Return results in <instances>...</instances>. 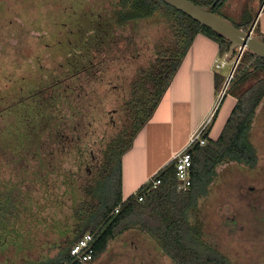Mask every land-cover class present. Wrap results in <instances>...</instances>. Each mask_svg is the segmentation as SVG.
Instances as JSON below:
<instances>
[{
  "label": "trees",
  "instance_id": "obj_1",
  "mask_svg": "<svg viewBox=\"0 0 264 264\" xmlns=\"http://www.w3.org/2000/svg\"><path fill=\"white\" fill-rule=\"evenodd\" d=\"M192 1L210 5L215 0ZM226 1L219 0L214 7L223 17ZM93 2H99L102 12L77 33L68 68L62 73L60 69L51 81L38 83V90L16 105L11 104L23 111L10 121H5V116L13 107L0 109V193L13 176L3 165L16 161L32 164L30 183H40V167L46 164L48 149L53 164L62 160L70 164L68 159L85 164L84 153L90 148L85 142L87 129L97 124L103 126L97 134L100 139V134L109 130L112 135L101 139L107 140L101 158L94 162L102 165L93 180L82 183L80 237L96 233L93 246L101 253L116 236L136 228L154 238L177 264H227L217 246L205 241L200 200L207 196L218 165L254 157L248 136L264 99V58L249 50L243 54L226 92L236 98V104L221 134L213 140L207 129V144L187 150L192 157L191 187L179 190L176 161L172 160L123 199V155L153 116L196 35L204 33L217 41L222 57L231 42L163 0ZM232 22L250 31L249 25ZM254 33L261 35L258 26ZM225 78L216 74L217 90ZM107 105L112 111L107 112ZM62 141L65 149L59 151ZM156 180L161 182L154 186ZM33 200L30 198L31 203Z\"/></svg>",
  "mask_w": 264,
  "mask_h": 264
},
{
  "label": "rangeland",
  "instance_id": "obj_2",
  "mask_svg": "<svg viewBox=\"0 0 264 264\" xmlns=\"http://www.w3.org/2000/svg\"><path fill=\"white\" fill-rule=\"evenodd\" d=\"M238 1L233 2L232 0V2H226L225 4L233 3L232 10L223 11L224 6L221 9L222 14L237 24L249 25V27L253 26L257 13L264 4V0ZM98 3L93 2V0L0 1V109L12 108L11 104L16 105L22 98H26L38 90L37 87L41 82L51 81L60 69L62 70L60 73H62L68 68V57L73 49H75L74 43L76 39L79 38V34L77 33L82 30L84 31L89 26L90 20L96 21L98 14L102 12V8L99 7ZM234 8H238L237 11H233ZM238 12H241V15ZM258 22L259 19L253 31L258 26ZM231 68L232 61L227 62L222 70L225 76H228ZM223 89L224 86H222L221 93ZM226 92H228V89ZM233 104L234 101L229 97H224L210 138H216L220 134L226 120L231 114ZM106 110L107 112L112 111V107L107 105ZM22 111L21 107L14 106L12 111L6 114L5 121H10L15 117V114H21ZM5 113H8V110ZM115 119L118 120L117 116ZM263 120L264 99L257 108L252 124V134H258L262 128ZM87 131L89 139L87 138L85 142L87 145L89 144L90 148L86 149L84 153L85 164L82 171V183L85 179L93 180L92 176L96 173V169H99L102 165L95 164L94 162L101 158L106 140L112 135L111 130L104 136L100 134L101 139L107 137V139L101 140L97 134L103 131V126H97V124H94L92 128L89 127ZM163 148L165 149V146ZM67 161L73 164L71 163L73 162L72 159H68ZM23 162L25 160L16 161V167L22 169ZM89 162L92 163L89 165L92 168H87ZM3 167L11 172H16L11 164H5ZM240 168L242 167L239 164H220L217 166L216 174L209 186L208 194L200 200L201 216L202 211L205 212L207 210L210 211L209 215L222 216L223 218L224 213L232 211V196L235 191L236 181L242 172ZM21 175L20 177H24V174ZM7 176L10 175L7 174ZM12 177H16V175ZM17 182L20 181L12 178V180L7 181L6 186L3 184L2 187L3 190L22 187L23 191L30 188L28 195L34 199L33 202H30L29 196H20L23 201L19 202H21L20 207L22 211H25L23 208L30 206L34 210L33 234L35 236V244L41 246L42 242L46 241L48 237L55 240V236L50 234L52 230L47 229V224L61 217L63 213H70L71 200L68 195L64 197L65 199L63 197L56 199L59 196L56 195L48 205V203L46 204L48 199H45L44 194V189L46 188L42 187L40 183L26 182L17 185ZM40 205H46V209L44 207L43 210V207ZM219 223V221L213 225L210 223L209 227H207V233L210 239L217 243L216 245L221 247L220 249L233 260L231 264H234L235 234H228L225 228H219ZM48 230L49 234L46 233ZM126 234V231L119 234L111 240L108 246L119 247L122 241L125 244L149 242L155 250L161 253V256L165 258L167 263L171 262L154 238L146 232L136 229L132 230L128 235ZM245 237L248 236L245 234ZM37 250V254L40 253L41 249Z\"/></svg>",
  "mask_w": 264,
  "mask_h": 264
},
{
  "label": "flooded vegetation",
  "instance_id": "obj_3",
  "mask_svg": "<svg viewBox=\"0 0 264 264\" xmlns=\"http://www.w3.org/2000/svg\"><path fill=\"white\" fill-rule=\"evenodd\" d=\"M0 1L5 2L6 0ZM248 142L254 149V157L223 163L239 164L242 167L232 196V211L224 213L223 218L220 216L221 219L219 216L209 215L210 211H202L201 221L204 226V238L208 244H217L210 239L207 233L210 223L213 225L219 221V228H225L228 234H235L234 264H264V120L257 135L252 134L251 128ZM64 149V141H62L58 150L64 151ZM49 152L50 155H48ZM51 152L52 150L48 149L46 164H41L42 167H40L42 177L39 181L42 187L46 188L44 189L45 199H48L46 204L49 205L56 195H59L56 199L68 195L71 200L70 213H63L61 217L47 224V229L52 230L50 234L55 236V240L48 237L39 246L35 244L33 234L34 210L29 205L30 207L23 208L25 211H22L21 202H19L23 201L20 196H29L28 188L23 191L22 187H14L12 190L7 189L4 193L1 192L0 264H177L164 253L171 260L167 263L161 253L155 250L149 242L125 244L122 241L119 247L107 246L101 253L95 251L92 258L85 262L78 261L71 254L68 255L72 243L82 233L81 187L84 164H65L64 160L53 164ZM11 165L16 171L12 174L16 177L12 178L21 183L30 182L29 174L32 164H24V169L16 167V164ZM89 165L87 164V168H92ZM21 174H24V177H20ZM12 178L10 177L11 180ZM37 183L39 182L35 184ZM30 198L29 196L28 199ZM132 230L136 229L127 230L126 235ZM46 233L49 234V230ZM93 234L94 242L96 233ZM245 234L248 237H245ZM217 248L227 257V264H231L233 260L220 249L221 247L217 246ZM37 249H41L38 254Z\"/></svg>",
  "mask_w": 264,
  "mask_h": 264
},
{
  "label": "crops",
  "instance_id": "obj_4",
  "mask_svg": "<svg viewBox=\"0 0 264 264\" xmlns=\"http://www.w3.org/2000/svg\"><path fill=\"white\" fill-rule=\"evenodd\" d=\"M230 1L232 2V0L226 2ZM237 1L233 0V2ZM241 1L243 0L238 2ZM224 6L223 11H231L233 3ZM237 9L234 8L233 11ZM238 14L241 15V12ZM258 19V29L264 37V4L259 9L254 25L250 26L249 30H252ZM224 57L219 53L217 41L204 33L196 35L153 116L138 132L132 147L123 155V199L135 193L161 168L171 162L175 154L188 145L193 131L218 105L208 128L209 137H211L224 97H229L234 101V108L236 98L231 94L221 98L222 88L220 90L216 88V74L224 75V72L223 68H216L215 62ZM219 135L212 139H217Z\"/></svg>",
  "mask_w": 264,
  "mask_h": 264
},
{
  "label": "built area",
  "instance_id": "obj_5",
  "mask_svg": "<svg viewBox=\"0 0 264 264\" xmlns=\"http://www.w3.org/2000/svg\"><path fill=\"white\" fill-rule=\"evenodd\" d=\"M254 30V27L252 28V31ZM248 49L245 46H239L236 48L232 61V68L226 76L224 81V89L221 94V98L224 97L226 90L228 89V86L234 77L235 70L243 56V54ZM227 64V61L225 58L218 59L215 62L216 68H224ZM218 105L216 106L215 110L211 112V114L204 120V122L191 134L189 138L188 145L181 150L180 152H177L174 156V159L176 161L177 166V175L179 179V190L181 191H187L191 185H192V179H191V167H192V157L191 154L187 151L190 147L199 144L201 146H204L207 144L208 138L205 137V132L209 127V124L212 122V119L214 117V114L216 112ZM160 180L154 181V186L160 184ZM139 200H143V197L140 196ZM119 206L116 207L115 213L119 212ZM93 239L94 234L91 232H88L84 234L83 237H81L71 248L70 254L76 258L80 262L88 261L92 258V256L95 253V248L93 246Z\"/></svg>",
  "mask_w": 264,
  "mask_h": 264
},
{
  "label": "water",
  "instance_id": "obj_6",
  "mask_svg": "<svg viewBox=\"0 0 264 264\" xmlns=\"http://www.w3.org/2000/svg\"><path fill=\"white\" fill-rule=\"evenodd\" d=\"M163 1L228 39L231 45L224 57L227 62L233 59L235 50L239 46H245L253 54L264 58V37L255 34L252 30L246 31L237 27L230 19L216 13L214 7L219 0H215L210 5H200L192 0Z\"/></svg>",
  "mask_w": 264,
  "mask_h": 264
}]
</instances>
